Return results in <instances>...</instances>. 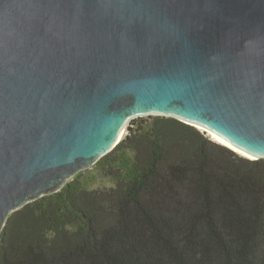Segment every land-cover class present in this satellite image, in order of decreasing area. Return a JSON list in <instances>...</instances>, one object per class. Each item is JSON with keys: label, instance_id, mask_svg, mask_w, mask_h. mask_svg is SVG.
<instances>
[{"label": "water", "instance_id": "obj_1", "mask_svg": "<svg viewBox=\"0 0 264 264\" xmlns=\"http://www.w3.org/2000/svg\"><path fill=\"white\" fill-rule=\"evenodd\" d=\"M143 117L264 159V0H0V235Z\"/></svg>", "mask_w": 264, "mask_h": 264}, {"label": "trees", "instance_id": "obj_2", "mask_svg": "<svg viewBox=\"0 0 264 264\" xmlns=\"http://www.w3.org/2000/svg\"><path fill=\"white\" fill-rule=\"evenodd\" d=\"M95 167L12 213L0 264H264V159L172 118L132 120Z\"/></svg>", "mask_w": 264, "mask_h": 264}, {"label": "rangeland", "instance_id": "obj_3", "mask_svg": "<svg viewBox=\"0 0 264 264\" xmlns=\"http://www.w3.org/2000/svg\"><path fill=\"white\" fill-rule=\"evenodd\" d=\"M144 119L148 117H143ZM138 119V118H137ZM129 125V124H128ZM203 132V131H201ZM126 135V130L124 136ZM206 135V134H205ZM123 136V137H124ZM207 136V135H206ZM208 137V136H207ZM209 138V137H208ZM210 139V138H209ZM212 140V139H211ZM80 180L84 181L91 189L110 187L112 184L104 179L100 174V171L95 167H91L85 171L81 172Z\"/></svg>", "mask_w": 264, "mask_h": 264}]
</instances>
